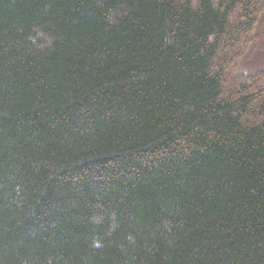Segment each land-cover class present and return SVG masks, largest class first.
Wrapping results in <instances>:
<instances>
[{"label":"trees","instance_id":"obj_1","mask_svg":"<svg viewBox=\"0 0 264 264\" xmlns=\"http://www.w3.org/2000/svg\"><path fill=\"white\" fill-rule=\"evenodd\" d=\"M261 46L264 0H0V264H264Z\"/></svg>","mask_w":264,"mask_h":264},{"label":"rangeland","instance_id":"obj_2","mask_svg":"<svg viewBox=\"0 0 264 264\" xmlns=\"http://www.w3.org/2000/svg\"><path fill=\"white\" fill-rule=\"evenodd\" d=\"M262 41V40H261ZM261 50V51H260ZM259 55H258V58H261V63L263 62L264 63V46H261L259 47Z\"/></svg>","mask_w":264,"mask_h":264}]
</instances>
